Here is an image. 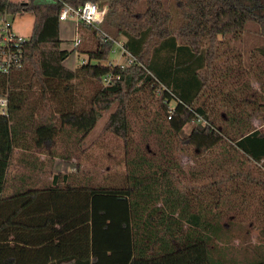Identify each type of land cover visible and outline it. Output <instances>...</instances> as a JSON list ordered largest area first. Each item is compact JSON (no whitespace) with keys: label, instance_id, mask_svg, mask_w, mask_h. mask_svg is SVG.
I'll use <instances>...</instances> for the list:
<instances>
[{"label":"trees","instance_id":"obj_1","mask_svg":"<svg viewBox=\"0 0 264 264\" xmlns=\"http://www.w3.org/2000/svg\"><path fill=\"white\" fill-rule=\"evenodd\" d=\"M86 1L107 4L102 21L97 26L77 21L80 42L62 48V4L78 8ZM255 5L0 0V15H33L22 65L0 74V97L6 99L0 107V264H212L208 249L214 238L233 239L239 227L249 243L250 225L260 242L246 243L255 261L244 264H264V129L248 118L263 120L264 97L244 104L245 82L234 90L210 85L207 95L202 92L209 70L217 79L227 71L230 79L246 73L239 65L220 72L216 64L224 55L221 47L247 22L264 39V7ZM120 37L132 57L129 65L107 63L111 40ZM74 51L87 61L70 68L65 60ZM260 52L264 55V45ZM260 86L264 93L263 78ZM146 101L157 107L163 136L164 149L155 154L136 144L129 117ZM103 112L107 119L82 153L93 166L105 154L119 153L109 169L80 176L49 170L48 182L11 172L14 165L31 170V158L40 153L50 162L61 156L54 143L68 130L84 144ZM168 143L202 167L184 170L163 152L170 150ZM13 180L17 190L8 193Z\"/></svg>","mask_w":264,"mask_h":264},{"label":"rangeland","instance_id":"obj_2","mask_svg":"<svg viewBox=\"0 0 264 264\" xmlns=\"http://www.w3.org/2000/svg\"><path fill=\"white\" fill-rule=\"evenodd\" d=\"M12 1H20V0H12ZM255 1V9L258 10L261 7H264V0H250ZM170 5L172 8H175V2L176 0H169ZM107 7V4L105 5ZM171 10V9H170ZM172 13V10H171ZM173 22H174V14H173ZM8 21L12 23V27L14 32L25 38L28 39L31 33V28L33 24V15L30 12H20L15 15H9L5 17ZM180 18H178L179 22ZM66 22H70L71 27L73 26L74 18H68L66 21L60 22V28L61 34L66 37V33L64 30V24ZM63 26V27H62ZM75 26V23H74ZM257 25L254 22H247L245 24L244 30L241 34H239L237 37L233 39H229L228 43L221 47V51L224 55H222L218 62L217 66L221 68L220 72L224 71V66L226 65H232V67H238L240 68L239 72L243 73V70H246V73L243 74L237 73V78H231L229 75V71L226 72V74H219L222 76H219L218 79L213 77V74H211V70H209V77L205 81L204 87H203V93L204 95H207L206 92H208L209 86H213L215 89L217 87L221 88L224 87L225 90H234L237 87H239L240 84L245 82V85L247 84L248 89L243 91L242 94V102L244 104L252 103V101L256 100L257 102L260 101L259 96L263 95L264 93L260 89V82L263 77V75H259V70L264 71V55L260 52V47L264 45V39L260 36V34L257 32ZM73 30L68 35L67 40H63L61 43L62 48L71 49L73 47ZM72 37V38H71ZM71 38V39H70ZM123 39V37H120ZM115 47V46H114ZM116 48V47H115ZM227 58H233L234 60H226ZM73 60V63H72ZM83 62L87 61V57L84 54H79L76 51L70 54L68 58L66 59V65L70 68L76 67L77 65L81 64ZM194 62V61H193ZM107 63H118V64H125L126 63V57L121 54L119 48H116L115 52H111L109 54ZM237 67V68H238ZM206 70V69H205ZM235 71H232L234 73ZM222 81V82H221ZM243 85V86H245ZM156 105L151 103L150 101L144 102L143 109H138L135 111H131L129 113L130 122L134 128V136H135V142L138 144L141 148L147 150L149 153H157L158 151H161L163 142L161 141L163 136L159 133L157 130L156 125ZM238 110V109H237ZM222 113V111H221ZM108 117V112H103L102 117L98 120L94 128L89 132L88 135L84 138V144L81 145L79 143L80 135L75 134L73 131L68 130L67 133H64L60 135L56 142L54 143V152H57L61 156H58L57 165L59 166L56 169H59L65 173L73 172L76 173L78 176L87 173L86 171L92 170L91 172L99 173L101 174L104 170L109 169L112 167L119 157L118 154H112L108 153L105 154L101 162L93 166V164L90 162V159L85 158L82 153V148L86 145H89L92 140H94L104 123V121ZM251 123L261 129H264V116L263 120L260 121L259 115L249 116L248 117ZM192 126V123L189 125H186L183 130V133H187ZM170 150H167L168 153L163 150V152L166 154L168 158H171L170 160H176L178 163L182 166L184 170L190 169V168H199L202 165L200 162H194L192 158L189 156L182 154L176 150H174L171 143H168L167 145ZM48 152V151H47ZM122 154V153H121ZM49 156L48 154L45 155L43 158H47ZM38 158L40 159L41 156L39 155ZM22 172L23 174L27 173V168H20L18 166L14 165V168L11 167V172ZM45 171V172H44ZM44 173L37 172V174H42L40 176H37L40 180L44 182H48L49 175L45 174L48 172V169H44ZM35 174V175H37ZM33 175V176H35ZM95 176V174H94ZM17 182H8L7 183V191L8 193H12L16 191ZM226 199H229V196H225ZM227 219L224 221L223 225L228 226ZM248 219V218H247ZM249 229L251 231V238L250 242L245 241V233L246 230L242 228H237L232 231L233 233V239L229 240H223L221 238H214V242L208 249L209 258L212 264H244V263H250L255 261V256L250 251L251 245H257L260 240H258V230L256 227H253L252 225L249 226ZM248 243V244H246ZM264 242L261 243L263 245ZM264 246V245H263ZM264 249V248H261Z\"/></svg>","mask_w":264,"mask_h":264},{"label":"built area","instance_id":"obj_3","mask_svg":"<svg viewBox=\"0 0 264 264\" xmlns=\"http://www.w3.org/2000/svg\"><path fill=\"white\" fill-rule=\"evenodd\" d=\"M106 6L99 7L97 3L86 1L78 8H73L68 4H62V7L58 13V19L60 22L66 21L68 18H74L76 25L77 21L86 23L87 25L97 26L102 21L106 12ZM7 14L0 15V74H8L11 70L19 68L22 65V53L23 46L27 39L17 35L12 27V23L5 17ZM106 37L105 33L102 34V38ZM113 47L111 52H115L116 48H119L122 55L126 57L125 64L132 63V57L126 54V50L123 44V39H112ZM80 42L78 35L72 40L73 46H76ZM116 48H115V47ZM126 54V55H125ZM118 64V63H115ZM104 82L109 80V76L103 78ZM6 99L0 97V107L4 109Z\"/></svg>","mask_w":264,"mask_h":264},{"label":"crops","instance_id":"obj_4","mask_svg":"<svg viewBox=\"0 0 264 264\" xmlns=\"http://www.w3.org/2000/svg\"><path fill=\"white\" fill-rule=\"evenodd\" d=\"M63 27V26H62ZM70 27H71V24H70V22H66L65 24H64V30H65V32H67L66 33V37H64L62 34H61V29L62 28H60V37H61V39L62 40H67L68 39V35H69V33L71 32V30H73V34H72V37L74 38V36H75V26H74V22H73V26H72V28L70 29ZM63 30V29H62ZM71 37V38H72ZM70 38V39H71ZM70 56V55H69ZM72 63H73V60H72ZM65 64H66V60H65ZM18 153H17V151L15 152V154H14V159H16V158H18ZM40 156H41V158L39 159V158H31L33 161H34V166H30L32 169L31 170H29V171H27V173H28V175H30V176H33V175H35V174H37V172H43L44 171V169H48V171L50 170L51 172H53V173H58V172H62L63 173V171H61V170H59V169H56V168H58L59 166L57 165V161H58V157H53V159H52V161L50 162V161H48L47 160V158L45 159V158H43V157H45V153H40L39 154ZM48 157V156H47ZM42 161H44L45 162V164H44V166L43 167H40V162H42ZM40 175H42V174H37V175H35V176H33V177H37V176H40ZM50 178V177H49ZM12 182H14V180L12 181Z\"/></svg>","mask_w":264,"mask_h":264}]
</instances>
